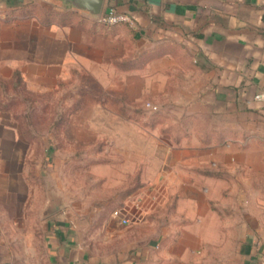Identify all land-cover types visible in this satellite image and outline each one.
Returning a JSON list of instances; mask_svg holds the SVG:
<instances>
[{
	"label": "crops",
	"instance_id": "obj_1",
	"mask_svg": "<svg viewBox=\"0 0 264 264\" xmlns=\"http://www.w3.org/2000/svg\"><path fill=\"white\" fill-rule=\"evenodd\" d=\"M110 9L135 26L103 24ZM75 76L111 97L137 145L122 166L92 162L90 205L43 180L39 206L13 218L29 233L0 229V264H264V0H103L99 17L73 0H0V90ZM7 107L4 153L26 156Z\"/></svg>",
	"mask_w": 264,
	"mask_h": 264
},
{
	"label": "rangeland",
	"instance_id": "obj_2",
	"mask_svg": "<svg viewBox=\"0 0 264 264\" xmlns=\"http://www.w3.org/2000/svg\"><path fill=\"white\" fill-rule=\"evenodd\" d=\"M110 98L93 86L90 79L80 76L73 77L56 91L45 93H31L18 86L12 88L11 84L1 87L0 103L4 102L20 119L18 125L31 143L24 156L26 145L20 144L14 154H7L5 144L0 142V229H5L3 234L11 233L8 228L12 223L24 224L20 233H29L27 219L13 218L18 213L27 216L39 206L43 180L58 182L68 195L83 196L84 205H90L100 192L97 182L92 180V162L102 159L122 166L126 157L129 163L131 156H124L122 152L125 147L137 145L134 137L139 131L134 125L123 123L115 107L108 102ZM2 123L7 125L0 118ZM49 143L54 147L49 160L53 168L43 165Z\"/></svg>",
	"mask_w": 264,
	"mask_h": 264
},
{
	"label": "built area",
	"instance_id": "obj_3",
	"mask_svg": "<svg viewBox=\"0 0 264 264\" xmlns=\"http://www.w3.org/2000/svg\"><path fill=\"white\" fill-rule=\"evenodd\" d=\"M101 22L108 26L119 24H125L129 27L135 26L134 20L129 15L119 13L114 9H110L106 14H104V16L101 18ZM254 101L262 103L264 102V96L262 94H256L254 96ZM112 215L118 220L120 224L124 225L129 222V220L123 216L119 210H115Z\"/></svg>",
	"mask_w": 264,
	"mask_h": 264
},
{
	"label": "water",
	"instance_id": "obj_4",
	"mask_svg": "<svg viewBox=\"0 0 264 264\" xmlns=\"http://www.w3.org/2000/svg\"><path fill=\"white\" fill-rule=\"evenodd\" d=\"M102 4L103 0H73V5L76 8L97 17L101 14Z\"/></svg>",
	"mask_w": 264,
	"mask_h": 264
},
{
	"label": "trees",
	"instance_id": "obj_5",
	"mask_svg": "<svg viewBox=\"0 0 264 264\" xmlns=\"http://www.w3.org/2000/svg\"><path fill=\"white\" fill-rule=\"evenodd\" d=\"M124 14H126V13H124ZM128 15V14H127ZM124 25V24H123ZM19 129H20V127H19ZM21 130V129H20ZM22 131V130H21ZM23 132V131H22ZM24 134H25V136L27 137V135H26V133L25 132H23ZM28 138V137H27ZM29 139V138H28ZM30 140V139H29ZM51 155V152H50V150H49V158L51 157L50 156Z\"/></svg>",
	"mask_w": 264,
	"mask_h": 264
}]
</instances>
